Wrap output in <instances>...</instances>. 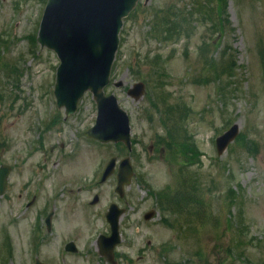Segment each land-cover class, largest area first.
<instances>
[{
	"label": "rangeland",
	"instance_id": "rangeland-1",
	"mask_svg": "<svg viewBox=\"0 0 264 264\" xmlns=\"http://www.w3.org/2000/svg\"><path fill=\"white\" fill-rule=\"evenodd\" d=\"M46 1L0 0V166L12 168L0 195V264H34L24 252L8 257L7 249L26 242L32 224L52 209L59 236L41 260L113 264L89 243L105 229L111 203L125 209L114 264H264V0H226L219 34L198 13L221 18L214 0H140L124 21L113 67L112 79L124 84L106 89L130 115L132 152L85 136L97 117L91 92L68 118L57 106L59 58L36 40ZM177 11L188 13L193 33H155ZM228 64L232 73L218 82L204 72ZM139 81L147 92L136 101L127 91ZM234 123L239 136L219 154L216 139ZM128 155L135 176L121 197L116 174L100 179L111 158ZM182 177L189 190L196 181L201 205L177 215L165 210L162 195L184 188ZM147 212L154 213L149 220ZM74 234L82 251L62 261L60 248Z\"/></svg>",
	"mask_w": 264,
	"mask_h": 264
},
{
	"label": "water",
	"instance_id": "water-1",
	"mask_svg": "<svg viewBox=\"0 0 264 264\" xmlns=\"http://www.w3.org/2000/svg\"><path fill=\"white\" fill-rule=\"evenodd\" d=\"M138 0H48L42 17L38 42L42 47L53 49L60 58L54 94L59 107L66 108V115L73 114L84 93L90 90L97 102L96 124L86 135L102 142H124L131 148V127L127 112L120 107L114 94L106 96L104 87L109 83L113 61L120 42L124 18L136 6ZM122 86L123 82L115 83ZM135 100L145 93V85L137 83L129 90ZM239 133L235 123L218 137L221 154ZM116 158L109 162L102 180H106L115 168ZM10 166L0 167V194L6 188ZM133 166L125 158L118 171L117 191L123 195L124 186L131 183ZM98 197H95L94 203ZM123 209L112 204L107 220L112 234L100 240L101 252L112 257L113 249L121 241L119 220ZM153 212L146 218H151Z\"/></svg>",
	"mask_w": 264,
	"mask_h": 264
},
{
	"label": "trees",
	"instance_id": "trees-1",
	"mask_svg": "<svg viewBox=\"0 0 264 264\" xmlns=\"http://www.w3.org/2000/svg\"><path fill=\"white\" fill-rule=\"evenodd\" d=\"M225 1L226 0H214V3H213V15L220 14L221 18L217 16V17H214L213 19L212 17H210L209 11L208 12L204 11L202 8L198 7V13H201L204 18L202 22L203 23L210 22L212 24L211 28H213L214 30L217 29L218 31H215V33H218V34H219V30H223L224 29L223 26L224 24H226V20L223 19L224 13L222 12L224 10ZM216 4L217 6H215ZM166 11L167 9L162 10V12L167 13L168 11L167 12ZM187 14H188L187 12L178 13V11L171 13V14L168 13V16L161 18V20L159 21L158 27L160 28L159 30L155 31V33L164 36L165 39L169 37H174L175 35H178L179 37L180 36L185 37L186 34L193 33V30H191L188 27L189 22L186 19ZM211 28H209L208 30H211ZM181 31H183L184 33H175V32H181ZM218 38L219 37H217V39ZM224 48L225 50L221 53V57H220L221 59H226L228 55L226 52L228 51L227 47H224ZM232 71H233L232 64H228V66L223 67L220 71L216 67L215 68L209 67L204 70L205 73L209 72L216 76V79L214 80V82L220 81V79L224 76H229L232 73ZM191 150L193 151L192 146H191ZM185 181H186V178L182 177L181 184H184ZM192 186L193 187L190 188L191 190H189L187 188V184H184V188H182L181 190L173 194L171 193L167 195H162L163 196V207H166L165 210L175 213L177 215H180V214H186V210L189 204L193 205L194 203H196V205H201V203L197 202V201H200L198 197L199 195L201 196V191L199 193V187H197L196 181L192 183Z\"/></svg>",
	"mask_w": 264,
	"mask_h": 264
},
{
	"label": "flooded vegetation",
	"instance_id": "flooded-vegetation-1",
	"mask_svg": "<svg viewBox=\"0 0 264 264\" xmlns=\"http://www.w3.org/2000/svg\"><path fill=\"white\" fill-rule=\"evenodd\" d=\"M32 226H33V228L31 229L32 232L27 235V241L24 242L23 238L18 239L20 240L19 243L15 244V242H13V244L11 245L9 244V251H10V256H12V254H15L16 252H20V253L24 252V254L28 255V259L30 258L33 259L32 257H34V261H35L34 263H37V261L41 260L40 255L42 254L44 247L48 245V243L50 242V240L47 238V235H55V233L53 232V230L52 231L47 230L44 222H36ZM76 235L77 234H74L68 241H66L63 244L59 254L62 255L64 254L68 258H72V257L74 258L80 254L79 246L77 245L75 240ZM70 241H74L76 243V245L78 246L77 251L72 253L71 251H67L66 245ZM116 254L117 253H115V256L117 257Z\"/></svg>",
	"mask_w": 264,
	"mask_h": 264
}]
</instances>
